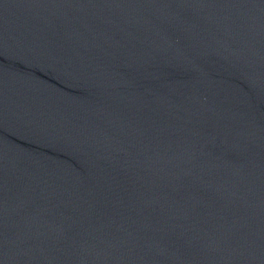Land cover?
<instances>
[{
    "label": "water",
    "instance_id": "obj_1",
    "mask_svg": "<svg viewBox=\"0 0 264 264\" xmlns=\"http://www.w3.org/2000/svg\"><path fill=\"white\" fill-rule=\"evenodd\" d=\"M0 264H264V0H0Z\"/></svg>",
    "mask_w": 264,
    "mask_h": 264
}]
</instances>
